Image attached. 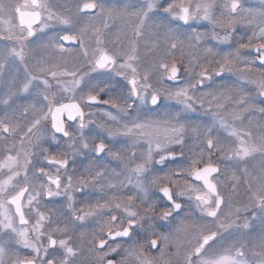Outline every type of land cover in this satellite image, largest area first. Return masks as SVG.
Returning <instances> with one entry per match:
<instances>
[{
	"label": "snow or ice",
	"instance_id": "obj_1",
	"mask_svg": "<svg viewBox=\"0 0 264 264\" xmlns=\"http://www.w3.org/2000/svg\"><path fill=\"white\" fill-rule=\"evenodd\" d=\"M259 3L260 8L245 7L243 0H125L118 5L102 0H23L13 5L0 0V41L7 42L0 45V104L7 108L15 100L31 97L30 103L0 115V264H264V107L257 109L254 94L244 87L250 84L255 95L264 97V0ZM109 21L120 23L110 40L107 33L115 24L110 26ZM242 21L253 29L247 42L241 38L235 50L224 53L203 47L206 39L227 44L234 26ZM174 22L179 24L173 26ZM195 22L211 25L210 36L195 29L188 35L180 30ZM38 32L53 33L39 51L30 47ZM185 45L196 50L186 63L175 55L179 51L183 57ZM201 47L202 56L198 54ZM242 50H252L255 56L249 59ZM213 62L218 65L215 69ZM225 73L235 74L239 83L200 91L206 82ZM104 75L124 81L119 98L100 99L105 87L97 77ZM161 99L178 107L157 111ZM98 105L116 111H84ZM197 106L210 117L203 126L193 124L188 116ZM257 111L260 119L253 123ZM92 115H100L103 123L98 127L109 139L127 141V157L124 150L109 148L103 139L89 148L83 130L91 123L86 116ZM49 118L50 128L45 123ZM245 118L252 126H237ZM68 122L76 124L72 131ZM221 131L232 138L227 151ZM189 132L199 143L194 145L198 151L189 150L187 167L149 179L156 165L185 156ZM46 138L66 139L73 156L91 150L97 160L107 152L119 161L122 170L113 169L112 176L105 165L90 171L87 178H78L76 191L83 193L89 186L102 193L105 189L127 191V203H121L124 196H112L87 205V210H76L73 176L61 173L69 159L50 156L47 148L40 155L56 166V173L37 167L33 176L44 177L47 183L30 185L35 148ZM137 147L143 149L139 156ZM216 154L220 160L214 162ZM225 160L234 170L222 182L219 164ZM253 160L255 165L249 167ZM241 187L248 203L233 207L232 197ZM150 188H157L167 202L159 212L157 203H149L155 195ZM41 192L48 197L65 196L70 220L49 230L51 216L36 207ZM185 197L194 203L201 219H193L194 213L181 215L180 200ZM250 210L252 220L260 219L261 231L245 238L252 225L247 217L241 223L240 213ZM101 217L97 231L90 236L81 231L80 242L73 244L71 231L89 218ZM156 220L167 225L155 224ZM233 232L237 233L234 238ZM17 247L30 250V256L21 258Z\"/></svg>",
	"mask_w": 264,
	"mask_h": 264
},
{
	"label": "flooded vegetation",
	"instance_id": "obj_2",
	"mask_svg": "<svg viewBox=\"0 0 264 264\" xmlns=\"http://www.w3.org/2000/svg\"><path fill=\"white\" fill-rule=\"evenodd\" d=\"M7 2H11L14 5L15 3H18V2L22 3L23 0H7ZM60 2H63V0H60ZM102 2H104L106 5H118V4H123L125 2V0H102ZM243 3L245 5V7H252V8H260L261 7L259 0H243ZM109 24H110V26L115 24V26L111 27V31H109L107 33V39L110 40V39L114 38V34L117 32L118 28L120 27V23L109 21ZM176 24H179V22H174L173 26H176ZM193 24L195 27L192 26V29H187L186 27H188V26H182L180 30L182 32H184V34H185L187 32L191 33V31L193 29H195L197 32L208 33L210 36L211 25H208L207 22H195ZM58 27H62V26H58ZM234 27H235V31L233 32L231 40L227 44H220V43L213 41L211 39H206L203 41V47L212 46L215 51H217V49L219 47H222L223 50H225V49L228 50L230 48H233V49L237 48L238 47L237 41L241 40V38H242V42H247L248 36L251 35V33H252V30H253L252 27L248 26L243 21L237 23ZM217 31L220 32L221 35H223V30L220 29L219 27L217 28ZM51 35H53L52 32H48L47 35H43V34L38 32L36 37H34L32 39V43H31L30 47L36 48L39 51V45L43 41H45L48 36H51ZM1 43L4 44L7 42L6 41H0V45H2ZM67 46L75 47L72 45H67ZM203 47H201L198 50L199 54L202 53ZM246 52L249 53L248 54L249 58H252L255 56V53L252 50H247ZM202 55L203 54H201V56ZM250 55H252V56L250 57ZM177 60L179 61L178 58H177ZM217 67H218V65H216L215 62H213V69H215ZM180 70H181V76L183 77L185 75L184 70H183V64L180 65ZM211 70L212 69H210V71ZM13 71H15V69H13ZM20 73H21V79H23L22 67L20 68ZM253 75L258 77L259 72H255V73H253ZM97 80L103 81V83H101L100 86L105 87V91L100 94V99H102V100L103 99H109L110 97L115 99V98L120 97L121 86L124 83V81L121 78L115 77V76H110V75H104V76L97 77ZM93 82H96V81H93ZM166 83H169V82H166ZM237 83H239V82H238L237 76L235 74L225 73L221 77H213V80L211 82H206V86L204 88L200 89V91L201 92H207L210 90L215 91V90H219L222 86L227 87L229 85H235ZM105 85H107V86H105ZM244 87L254 94L253 103H254L255 107L257 109L259 107H264V97H259V96L255 95L256 90L252 85L248 84V85H244ZM231 94L236 95L235 92H233ZM0 99H3L2 95H0ZM30 102H31V97H28L25 100H19V99L15 100V102L11 105V107H7V108L3 104H0V115H3L4 112H8L9 114H11L13 108H17L18 105L26 104V103H30ZM64 102H67V101H64ZM160 104H161V109H158L157 111L162 110L163 108L168 107V106H172L173 108L178 107L174 104L173 101H168V100H164V99H161ZM19 110L22 111L23 109L20 108ZM99 110H111L113 112L116 111L115 109H111L109 105H98V106H94L91 109H89V108L84 109V111L86 113H88L90 111L91 112H98ZM188 116L190 117L191 122L193 124H199V125L203 126L204 124L210 122V117L204 115L203 111L199 108V106H197L196 112L188 113ZM245 116H247V113L245 114ZM64 119L66 120V116L64 117ZM258 119H260V116H259V112L257 111V113L252 117L253 123ZM86 120L91 121V123H89V126L83 130L84 140L89 144L90 149L94 147L95 143H98L101 139H103L108 144L109 148H111L113 150L122 149V150H124L125 157H127L129 155L130 150L127 147V141L123 137H116L114 139H109L107 137L106 132L103 131L100 127H98L100 124L103 123L100 115L86 116ZM45 123L50 128V118H49V121H47ZM68 123L72 125V127L69 129L70 131H72L76 127V124L73 122H68ZM237 126H239V127H251L252 125H250L249 120L247 118H245L243 120L242 124L237 122ZM74 134L79 135L78 133H74ZM220 139H221V143L225 147V150L227 151L231 147L232 138L228 137L226 132L221 131L220 132ZM186 140H187V143L184 146L185 156L183 158L178 159L177 161H174V162L168 161L163 165H156L153 168L152 172L149 173V179H151V177L154 175H164V174H167L170 172H176L177 170H179L182 167H187V164H188L189 159H190L189 150L194 149V145L198 144L199 141H196L194 139L191 132H189L187 134ZM68 143H69V141H67L64 138H60L58 141H53L50 138H46V142H41V146L35 148L36 155L32 158L33 159V165L29 168V172H28L30 185L38 186L40 181H43L45 184L47 183L46 178L40 177V180H37L33 176V173L35 172V169L37 167L43 166L50 173H52V174L56 173V166L47 164V162L44 160L43 156L40 155L41 149L47 148L48 154L50 156L60 154L59 158H68L69 159V165H68L67 170L61 169V173H64L66 171V173L68 175L73 176V189H72V191H73V196H74V207L76 210H79L82 207H84L85 210H87V205L95 204L97 200H101V202H102L103 200H106L112 196H124L125 199L122 200L121 203L126 204L127 203L126 196L128 194H130L127 191L120 192L118 189L117 190L105 189L104 192L102 193V192L96 191V189H94L91 186L86 188L83 193L76 191V189L80 187V184L76 182L78 180V178H80L82 176L87 178L89 176L90 171L94 172L97 168H103L106 165L107 166V175L112 176L113 175V169L120 171V170H122V165L119 161L113 160L108 155L107 152L102 154L98 160L94 158L95 154L91 150L86 151V153H84V154H78V155L73 156L71 149H69L67 147ZM77 147H79V142L77 144ZM194 150L198 151V149H194ZM142 151H143L142 148L137 147L136 152H137L138 156L140 155V153ZM176 151H177V153H179L180 148L177 147ZM64 153H67V157H65L63 155ZM0 155H2V153H0ZM212 160L214 162L220 160L219 154L212 156ZM255 163H256V161H254V160L250 161L249 167L255 165ZM219 167L221 168V173L219 174L218 179L222 182H227V178L231 176L232 171L234 169L231 168L230 162L226 161V160L222 161L219 164ZM0 178H2V177H0ZM64 182L65 183L67 182L66 176L64 177ZM180 183H181V185H183L182 179L180 180ZM21 184H23L22 179H21ZM176 190H179V189H176ZM221 190L225 191L226 189L222 186ZM149 191H150V194L155 193V195H152V198H151V200H149V203L155 202L160 206L156 209L157 212H159L161 208L167 206L166 200L161 197V194L158 192L157 188H150ZM89 193H92V195H89ZM243 193H244V189H243V187H241V189L239 190V193L232 197L233 207H235L236 205L243 206L244 204L248 203L247 197L244 196ZM39 201H40V203L38 205H36V207H38L40 209V211L44 212L46 215L51 216V218H52V224L48 226L49 230L52 227H55V225L57 223H63V222H67L68 220H70L71 213L67 209V200H66L65 196L61 195L58 197H56V196L48 197L43 192H41V195L39 197ZM180 202L184 205V212L181 213L182 216L185 214L191 215L192 213H194L193 219H201L200 214L198 212H195V206H194L193 202L188 201L186 197L182 198L180 200ZM190 209H191V212H190ZM26 211H27V209H26ZM223 211L225 213L228 211L227 204H225L223 206ZM28 216H29V219L34 222L35 216L30 212L28 213ZM246 217L249 219L252 227L250 229V232L246 234L245 238H247V235H252V236L258 235L261 231L260 219L257 218L256 220H252L251 219V210L249 212H243L242 211L240 213V222L242 223ZM103 219H104L103 217H101V218H89L85 222H83V224L80 227H77V228H75L74 231H71L69 233V235H71V237H72L73 244H78L80 242V232L81 231H85V232L89 233V236L92 232L97 231L99 228V225L102 223ZM178 219L179 218H177V220ZM203 219H207V218H203ZM154 223L167 225V222H162L159 220H156ZM76 224L79 225L80 222L77 221ZM174 226H175V224L172 225L173 228H174ZM157 230L159 231L161 229H157ZM164 230H167V227ZM236 235H237V233L233 232L231 234V237L234 238ZM225 242L230 243L231 238ZM44 243L45 244L47 243L46 237L44 238ZM131 243H132V241H128V244H131ZM127 246L128 245L126 244L125 247H127ZM216 247H218V245H213V248H216ZM16 251H18L20 253L21 258H23L25 256H30V250L24 249L23 247H17ZM156 254L158 255V252H156ZM112 258L119 259V257H116V256H114Z\"/></svg>",
	"mask_w": 264,
	"mask_h": 264
},
{
	"label": "rangeland",
	"instance_id": "obj_3",
	"mask_svg": "<svg viewBox=\"0 0 264 264\" xmlns=\"http://www.w3.org/2000/svg\"><path fill=\"white\" fill-rule=\"evenodd\" d=\"M6 2H7V0H6ZM192 26H194V24L193 25H191L190 27L188 26V27H186L187 29H192ZM195 27V26H194ZM192 32V31H191ZM189 33L187 32V33H185V35H188ZM2 44V43H1ZM222 49V47H219L218 49H217V51L218 52H220V53H224V52H229V51H233V50H235L236 48H230V49H225V50H221ZM194 51H196V50H194V49H189V48H187V46L185 45L184 46V54H183V57H181V52H179V51H177L176 52V58H178L179 60L182 58L183 60H184V62L186 63L187 61H188V59H189V53L190 52H194ZM247 50H242V54L243 55H245V56H247L248 58H249V53L248 52H246ZM199 54V53H198ZM201 54H203L204 55V52L202 51V53H200L199 55H201ZM252 55H250V57H251ZM249 59H251V58H249Z\"/></svg>",
	"mask_w": 264,
	"mask_h": 264
}]
</instances>
